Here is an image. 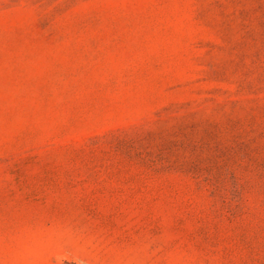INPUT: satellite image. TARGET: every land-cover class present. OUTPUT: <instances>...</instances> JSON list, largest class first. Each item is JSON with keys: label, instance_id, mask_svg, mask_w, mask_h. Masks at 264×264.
Listing matches in <instances>:
<instances>
[{"label": "rangeland", "instance_id": "374dc122", "mask_svg": "<svg viewBox=\"0 0 264 264\" xmlns=\"http://www.w3.org/2000/svg\"><path fill=\"white\" fill-rule=\"evenodd\" d=\"M0 264H264V0H0Z\"/></svg>", "mask_w": 264, "mask_h": 264}]
</instances>
